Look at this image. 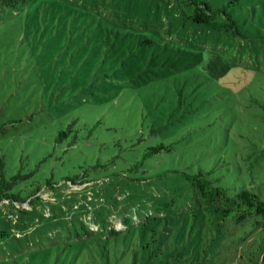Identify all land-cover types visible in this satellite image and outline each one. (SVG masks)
<instances>
[{
	"label": "rangeland",
	"instance_id": "obj_1",
	"mask_svg": "<svg viewBox=\"0 0 264 264\" xmlns=\"http://www.w3.org/2000/svg\"><path fill=\"white\" fill-rule=\"evenodd\" d=\"M0 158V264H235L187 174L264 183V0L0 11Z\"/></svg>",
	"mask_w": 264,
	"mask_h": 264
},
{
	"label": "trees",
	"instance_id": "obj_2",
	"mask_svg": "<svg viewBox=\"0 0 264 264\" xmlns=\"http://www.w3.org/2000/svg\"><path fill=\"white\" fill-rule=\"evenodd\" d=\"M20 1L0 0V11L8 7H14ZM218 11L223 10L213 8L202 2L198 3L193 17L201 23L209 22L215 12ZM228 15L231 19V25H235L236 20L231 18L230 14ZM4 164V158H0V202L6 200L19 204L30 203L28 199L21 201L17 193L9 190L14 182L6 178ZM187 178L192 180L199 192L205 220L211 225H217L220 228L219 230L223 225H226L227 230H229V239L226 245L219 247V251L215 255L216 259L224 263V259L221 257L224 254L223 247L233 246L235 249L233 257L235 264H264V197L262 195L264 183L260 186L259 191L245 187L231 194L225 187L216 185L202 170L194 174L188 173ZM67 180L74 185L85 183L84 181L78 182L73 178ZM40 191L42 190L38 189V192ZM36 194L37 192L31 196ZM146 224L147 221L142 222V225ZM156 230L157 228L153 226L152 231L156 232ZM133 264L137 263L134 262Z\"/></svg>",
	"mask_w": 264,
	"mask_h": 264
}]
</instances>
